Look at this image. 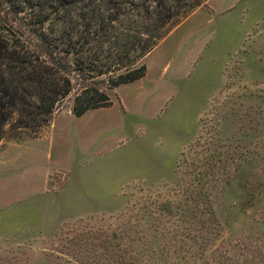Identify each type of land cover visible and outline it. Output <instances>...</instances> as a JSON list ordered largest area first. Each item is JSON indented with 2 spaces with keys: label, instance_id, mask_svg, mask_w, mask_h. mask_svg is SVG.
<instances>
[{
  "label": "rangeland",
  "instance_id": "obj_1",
  "mask_svg": "<svg viewBox=\"0 0 264 264\" xmlns=\"http://www.w3.org/2000/svg\"><path fill=\"white\" fill-rule=\"evenodd\" d=\"M141 64L0 141V264H264V0L181 12Z\"/></svg>",
  "mask_w": 264,
  "mask_h": 264
},
{
  "label": "trees",
  "instance_id": "obj_2",
  "mask_svg": "<svg viewBox=\"0 0 264 264\" xmlns=\"http://www.w3.org/2000/svg\"><path fill=\"white\" fill-rule=\"evenodd\" d=\"M204 1L0 0V141L47 126L71 94L75 116L109 107L145 77L166 26Z\"/></svg>",
  "mask_w": 264,
  "mask_h": 264
}]
</instances>
